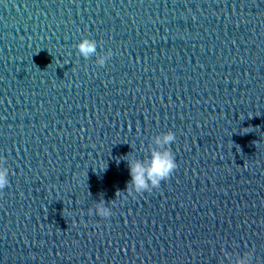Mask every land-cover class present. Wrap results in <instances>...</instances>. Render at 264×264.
I'll return each mask as SVG.
<instances>
[{"label": "clouds", "instance_id": "9594fccd", "mask_svg": "<svg viewBox=\"0 0 264 264\" xmlns=\"http://www.w3.org/2000/svg\"><path fill=\"white\" fill-rule=\"evenodd\" d=\"M97 41L90 38H82L76 45L78 54L84 59L97 56L96 64L103 67L112 57L113 53L109 50L105 55H97ZM176 141L175 133L172 131L161 132L151 137L149 145L150 155L141 160L133 159L128 161L130 181L127 194L129 196L151 192L159 189L161 182L168 180L178 167L175 155L170 145ZM10 169L5 166V158L0 156V192L4 191L9 185ZM90 214L92 210L90 209ZM95 214L109 218L112 216L111 208L106 206L101 200L96 203ZM253 254L246 252L240 256L236 264H252Z\"/></svg>", "mask_w": 264, "mask_h": 264}]
</instances>
